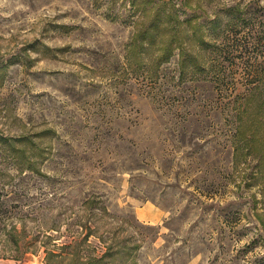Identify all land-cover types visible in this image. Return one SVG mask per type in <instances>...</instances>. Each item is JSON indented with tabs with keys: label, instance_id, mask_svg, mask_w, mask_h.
I'll use <instances>...</instances> for the list:
<instances>
[{
	"label": "rangeland",
	"instance_id": "obj_1",
	"mask_svg": "<svg viewBox=\"0 0 264 264\" xmlns=\"http://www.w3.org/2000/svg\"><path fill=\"white\" fill-rule=\"evenodd\" d=\"M232 1L137 0L133 12L130 0H0V132L33 135L47 150L15 180L25 198L0 223V264H46L45 249L85 231L80 204L91 193L109 210L95 235L120 227L140 244L138 264H264V114L244 155L220 90L178 82L177 49L151 83L125 59L161 7L209 19ZM153 56L137 61L151 67ZM5 161L11 190L18 170Z\"/></svg>",
	"mask_w": 264,
	"mask_h": 264
},
{
	"label": "trees",
	"instance_id": "obj_2",
	"mask_svg": "<svg viewBox=\"0 0 264 264\" xmlns=\"http://www.w3.org/2000/svg\"><path fill=\"white\" fill-rule=\"evenodd\" d=\"M130 2L133 12L144 7L137 0ZM152 2L145 0V5ZM208 16L209 19H201L204 16L200 13L188 15L174 2L170 3L169 10L161 7L154 14L150 25L142 26L134 33L129 44L131 49L125 59L130 69H142V74L151 83L162 77L159 68L168 62L177 49L178 82L193 80L199 86L210 85L214 91L220 90L219 95L226 99L222 107H229V116H233L229 119L234 127L233 150H243L244 155H248L252 141L256 139L255 119L259 114H264V0H234ZM164 35L168 37L163 42ZM159 40L162 46L158 45ZM146 54L154 55L151 67L137 61L144 59ZM203 90L205 95H209V89ZM192 92L189 93L188 104L192 103ZM202 96L201 93L199 97ZM201 100L197 107L204 111L208 100ZM182 115L177 114L175 122L179 128L175 129L185 131L187 121L186 117L182 119ZM193 116L199 117L198 110L193 111ZM48 131L40 132L47 134ZM33 137H12L0 132V159L4 157L6 165L13 169L14 164V169L18 170L16 175L11 174L8 179L13 181L11 190L6 189L8 184L0 179V223L10 218L11 211L19 208L20 198H25V195H19L15 180L26 169L35 170L38 161L32 160V157L46 147H38ZM46 151L45 148L38 155L43 156ZM22 159L25 161L21 162ZM38 204L42 205L43 202ZM80 208L86 217V222L80 227L85 231L79 236L73 233L68 235L59 252L45 249L46 264H138L136 251L140 244L129 236H120V227H111L99 236L95 235L97 224L103 222L101 218L109 212L100 195L91 193L85 196ZM90 236L97 238L98 243L91 244ZM21 244H30V240L22 241Z\"/></svg>",
	"mask_w": 264,
	"mask_h": 264
},
{
	"label": "crops",
	"instance_id": "obj_3",
	"mask_svg": "<svg viewBox=\"0 0 264 264\" xmlns=\"http://www.w3.org/2000/svg\"><path fill=\"white\" fill-rule=\"evenodd\" d=\"M147 210V209H146ZM143 212H145V211H142V213ZM160 211H156V212H152V214H151V216L153 217V218H156V217H158V216H160ZM149 215L146 213V215H145V218H147ZM21 264H25V263H21Z\"/></svg>",
	"mask_w": 264,
	"mask_h": 264
},
{
	"label": "bare ground",
	"instance_id": "obj_4",
	"mask_svg": "<svg viewBox=\"0 0 264 264\" xmlns=\"http://www.w3.org/2000/svg\"><path fill=\"white\" fill-rule=\"evenodd\" d=\"M146 213H147V212H143L141 216H142V217H145Z\"/></svg>",
	"mask_w": 264,
	"mask_h": 264
}]
</instances>
